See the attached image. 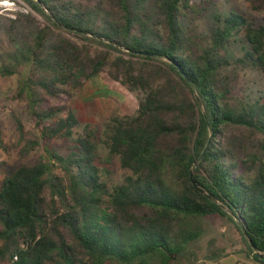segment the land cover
I'll list each match as a JSON object with an SVG mask.
<instances>
[{"label":"trees","instance_id":"trees-1","mask_svg":"<svg viewBox=\"0 0 264 264\" xmlns=\"http://www.w3.org/2000/svg\"><path fill=\"white\" fill-rule=\"evenodd\" d=\"M25 1L35 13L0 15V75L15 84L0 105L25 103L37 132L10 108L18 142L43 152L0 186V264H174L209 215L256 245L235 264H264V161L248 165L229 139L264 137V96L237 92L236 67L264 70V22L230 8L204 32L205 0ZM102 71L138 97L104 134L65 101ZM114 157L128 173L109 183Z\"/></svg>","mask_w":264,"mask_h":264},{"label":"rangeland","instance_id":"rangeland-1","mask_svg":"<svg viewBox=\"0 0 264 264\" xmlns=\"http://www.w3.org/2000/svg\"><path fill=\"white\" fill-rule=\"evenodd\" d=\"M205 2L208 4V9L198 20L199 28L204 32L209 30L213 15L217 11L227 13L230 8L244 11L249 19L257 24L264 22V10L251 9L246 0H205ZM151 12L152 18H156L157 13L154 9H151ZM242 52V42L238 39L230 47V53L234 58ZM236 67L239 72L237 92L246 100L264 96V70L251 63L239 64ZM14 86L12 81L0 75V92ZM65 101H68L84 124L98 129L100 134L109 131L114 117L133 115L138 108L137 93L111 78L106 71L86 79L83 86L80 89H73L71 96L65 98ZM10 108L22 114L25 128L30 136L37 132L33 118L23 101H10L8 107L0 105V186L4 178L13 170L23 163H34L43 152L40 147L29 153L22 152V143L18 142L19 135ZM229 139L241 156L249 160L248 165L252 163L255 168L262 165L264 137L261 134L247 136L231 133ZM53 143L61 147V150L65 149L61 141ZM102 152L105 151L102 149ZM108 166L111 173L105 178L109 183L121 182L128 173V170L120 166L117 157H114L113 163ZM204 226L203 234L192 243L188 257L174 264H235L236 261L244 259V252L250 244L236 220L220 215H209L204 219Z\"/></svg>","mask_w":264,"mask_h":264},{"label":"built area","instance_id":"built-area-1","mask_svg":"<svg viewBox=\"0 0 264 264\" xmlns=\"http://www.w3.org/2000/svg\"><path fill=\"white\" fill-rule=\"evenodd\" d=\"M35 13L25 0H0V15L16 18L18 13Z\"/></svg>","mask_w":264,"mask_h":264},{"label":"water","instance_id":"water-1","mask_svg":"<svg viewBox=\"0 0 264 264\" xmlns=\"http://www.w3.org/2000/svg\"><path fill=\"white\" fill-rule=\"evenodd\" d=\"M194 184H196V182L193 180ZM245 236L248 239V241L250 242V244L252 245L253 248H257L256 245L253 243L252 239L249 237V235L245 232Z\"/></svg>","mask_w":264,"mask_h":264}]
</instances>
